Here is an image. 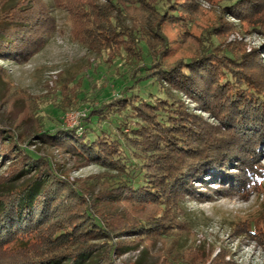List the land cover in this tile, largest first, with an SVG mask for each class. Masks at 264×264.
Listing matches in <instances>:
<instances>
[{
  "label": "trees",
  "instance_id": "obj_1",
  "mask_svg": "<svg viewBox=\"0 0 264 264\" xmlns=\"http://www.w3.org/2000/svg\"><path fill=\"white\" fill-rule=\"evenodd\" d=\"M8 1L0 0V12ZM66 1L80 17L77 39L107 54L104 60L110 65L124 59L125 71L119 74L125 87L119 97L91 108L82 135L75 129L45 128L40 119L37 136L83 164L95 162L115 170L117 175L111 177L117 183L89 198L88 184L74 187L48 158L23 147V136L15 129L0 128V165L9 163L11 169L2 185L30 176L0 194V264H120L115 254L139 246V241L127 243L123 237L142 240L189 230L181 226L187 220L174 219L177 212L178 218L186 217L182 200L204 202L214 194L247 200L262 191L264 65L258 53L214 40L221 34L218 28L226 30L231 23L221 20L213 26L218 32H208L201 51L167 63L170 45L163 25L188 28L198 10L193 0ZM133 5L151 18H132ZM227 8L264 32V0H235ZM51 14L48 8L42 18ZM1 15L0 58L21 61L43 47L48 34L44 22L35 28ZM78 83L76 98L65 106L83 100V83ZM148 84H160L158 91L143 93ZM173 92L195 100L219 123L183 110L182 96ZM111 124L121 134L109 130ZM126 201L157 206L160 212L138 218L126 211ZM255 228L256 222L247 224L248 235H257ZM226 250L213 255L212 249L206 257L180 251L171 264H237Z\"/></svg>",
  "mask_w": 264,
  "mask_h": 264
},
{
  "label": "rangeland",
  "instance_id": "obj_2",
  "mask_svg": "<svg viewBox=\"0 0 264 264\" xmlns=\"http://www.w3.org/2000/svg\"><path fill=\"white\" fill-rule=\"evenodd\" d=\"M63 1L66 4L59 5L55 0H10L1 8L2 17L9 15L18 21H27L29 25H35V28L37 24L44 22L48 34H45L43 47L28 59L20 61L0 58V128L9 131L15 129L17 135L19 133L23 136V139L20 138L23 147L36 156L48 158L57 172L74 187L82 182L88 184L87 197L92 198V195H97L108 189L112 183H117V180L111 177L117 175V172L95 162L81 163V158L72 153L43 142L37 136V129H41L42 119L45 128L75 129L82 135L83 122L86 121L91 108L119 97L124 89L125 82L119 74L120 71H125V68L121 69L124 59L119 58V61L110 65L104 60V55L107 54L103 55L98 48L86 46L77 39L75 34L80 32L75 29L78 27L79 14L73 12V4ZM78 1L84 3L86 0ZM193 1L198 5V10L191 17L188 28L172 23L163 25L167 44L170 45L164 58L165 62L174 63L201 51L203 43L209 39L208 32H218L213 26L222 20L231 25L226 30L223 27L218 28L221 34L214 37V40L224 45L236 46L248 54L258 53V59L264 65V32L254 28L244 18L229 12L227 7L235 0ZM241 1L243 0H238V3ZM11 6L16 8L11 9ZM48 8L52 12V18L43 19L42 16ZM129 13L135 20L142 17L151 18L150 13L145 14V11L136 5L132 6ZM260 16L263 17L264 13ZM263 26L259 25L260 28ZM37 31H40V28ZM146 61L150 62V57H147ZM79 81L83 83V100L79 105L65 106L73 102L70 99L76 98ZM159 86L160 84H148L142 91L157 92ZM173 94L180 95L176 92ZM180 96V107L183 110L201 115L210 124L219 123L216 117L202 109L195 100L182 94ZM57 102L65 108L60 110L56 106ZM107 123L108 121L105 125ZM108 129L121 134L115 124L109 125ZM259 150L263 151L264 165V147ZM0 162H3L2 156ZM8 164L0 165V194L30 177H23L13 181L9 187H4L2 183L9 178L11 170ZM212 186L217 187L214 183ZM214 195V199L204 202L198 199L182 200L186 217L178 218L180 213L177 212L174 219L187 220L181 224L182 228H189L187 232L181 231L168 237L145 236L142 240L134 236L123 237V241L127 243L139 241V246L123 254H115L116 262L171 264L177 261L176 254L180 251L189 255L196 251L199 257H206L210 250L214 249L215 255L223 248L227 249L237 264H264V238L261 237L264 232V188L253 193L247 200L238 196ZM123 206L128 213L138 218L160 212L159 207L140 202L126 201ZM249 222L257 223V235H248L246 228Z\"/></svg>",
  "mask_w": 264,
  "mask_h": 264
}]
</instances>
